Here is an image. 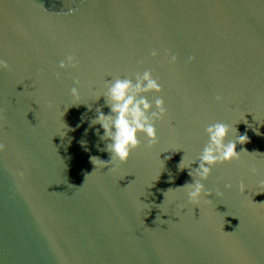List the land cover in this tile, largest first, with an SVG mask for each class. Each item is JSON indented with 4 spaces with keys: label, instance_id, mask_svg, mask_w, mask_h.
<instances>
[{
    "label": "water",
    "instance_id": "1",
    "mask_svg": "<svg viewBox=\"0 0 264 264\" xmlns=\"http://www.w3.org/2000/svg\"><path fill=\"white\" fill-rule=\"evenodd\" d=\"M0 60V264H264V0H0ZM146 70L158 142L96 167L108 81ZM217 122L249 142L195 205L183 186Z\"/></svg>",
    "mask_w": 264,
    "mask_h": 264
},
{
    "label": "clouds",
    "instance_id": "2",
    "mask_svg": "<svg viewBox=\"0 0 264 264\" xmlns=\"http://www.w3.org/2000/svg\"><path fill=\"white\" fill-rule=\"evenodd\" d=\"M69 14L76 11L70 8ZM159 52L155 49L152 50L151 56L156 57ZM194 57H189V62L193 61ZM167 60L169 64H176L177 56L171 52L167 53ZM9 65L6 61L0 60V69H8ZM61 69L68 67L76 68L77 59L74 55H68L65 60L59 64ZM59 75V74H57ZM75 83L79 85L80 81L76 80ZM163 91L158 78L153 77L151 71H144L142 74L135 75V82L130 78L108 81L107 91L102 95L105 99V105L110 109V113H105L98 109L96 117L91 121L92 125L99 124L103 128V136L100 138L105 141H110L106 144V150L110 153V160L105 161L97 157H91L92 163L96 167H109L110 164L119 162L120 164L126 163L130 158L133 150L140 147L139 134L143 133L148 138V148H152L157 142V129L155 123L162 121L168 114L165 107V101L162 98H156L153 103H150L146 97L148 93H161ZM71 95L78 101L80 93L77 87L71 89ZM101 97V96H100ZM97 98V100L100 99ZM217 101L222 98L216 97ZM230 129L224 124L217 122L209 125L206 128L209 141L202 154L199 156V167L189 171V175L193 177L194 183H188L183 187L188 189V197L191 203L198 205L202 195L210 196L211 192H206L204 184L201 180H207L211 175L212 168L217 164L231 163L233 160L240 159V152L236 150L237 144H245L249 142L246 134L239 135L234 141L225 144ZM99 135V130H97ZM6 151V146L0 144V152ZM247 152L246 150H242ZM183 161V159H182ZM179 168L183 170L184 168ZM115 171V168L112 169ZM255 173V169H252ZM23 175V173H20ZM264 187V180L261 182ZM231 187V185H226ZM74 187V186H73ZM241 193L245 192V185L240 184ZM216 195H222L217 192Z\"/></svg>",
    "mask_w": 264,
    "mask_h": 264
}]
</instances>
